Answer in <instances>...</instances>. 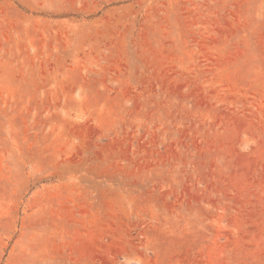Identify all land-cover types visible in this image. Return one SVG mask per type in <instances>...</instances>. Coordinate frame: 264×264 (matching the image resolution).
Returning <instances> with one entry per match:
<instances>
[{
  "label": "rangeland",
  "instance_id": "1",
  "mask_svg": "<svg viewBox=\"0 0 264 264\" xmlns=\"http://www.w3.org/2000/svg\"><path fill=\"white\" fill-rule=\"evenodd\" d=\"M0 264H264V0H0Z\"/></svg>",
  "mask_w": 264,
  "mask_h": 264
}]
</instances>
